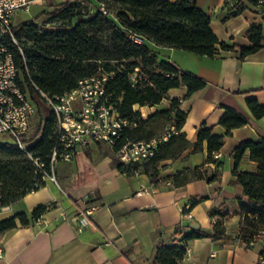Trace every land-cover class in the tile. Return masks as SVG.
Instances as JSON below:
<instances>
[{
	"label": "trees",
	"instance_id": "obj_1",
	"mask_svg": "<svg viewBox=\"0 0 264 264\" xmlns=\"http://www.w3.org/2000/svg\"><path fill=\"white\" fill-rule=\"evenodd\" d=\"M108 1L116 5V14L110 9L111 5L103 0H66L43 12L61 21L60 27L44 29L34 18L21 22L18 27L15 25L17 33L22 31L33 40L32 44L21 42L26 49L27 60L18 46L12 44L21 82L33 97L37 105L36 114L40 116L35 131L29 133L26 139L33 142L29 150L35 157L44 160L46 169L51 171L50 155L56 141L58 122L51 109L48 114L44 113L34 83L52 96L62 94L76 87L81 77L97 73L100 65H103L107 70L116 72L115 77L108 81L107 89L115 99H119L121 116L128 120L116 148H112L115 154L117 148L129 141L156 136L154 129L148 125L155 117L166 118L170 126L174 125L178 130L160 144L156 154L145 161L142 170L139 169L142 162L127 165L117 155L112 158L113 165L129 175L144 172L156 184L161 179L159 166L162 161L180 158L191 146L193 153L202 151L207 141V159L194 167L178 170L171 179L175 186L197 179L209 182L216 180L223 161L215 153L225 144L226 135L214 134L213 125L203 122L198 128L196 140L191 141L182 130L187 112L179 107L178 98L172 99L169 108L157 110L147 118L135 106L161 103L168 97L171 88L181 85L188 86L187 96H191L207 83L196 73L180 69L156 46L185 48L200 55L211 56L218 48H239L242 57H245L264 46V25L253 23L247 33L252 44L239 45L217 36L211 27L210 14L197 0ZM260 1L227 0L226 3H233L235 8L232 13L236 14L248 2L259 5V9L264 11V1ZM102 4H105L108 13L101 9ZM132 34L140 36L143 41H136ZM137 66L141 67L143 78L134 87L130 74ZM247 103L255 117L264 116V104L257 97L249 96ZM219 123L228 129L229 134L233 128L248 123V119L237 109L225 106ZM247 151L256 164L253 170L241 168ZM211 163H216L215 169L210 166ZM233 173L243 186V195L247 197L246 200L244 196L238 198L242 216L238 236L243 243L252 246L264 233V137L244 140L235 148ZM86 176H91L88 170ZM38 180L39 185L36 184ZM46 183L43 173L16 142L0 140V194L3 203L12 204ZM190 202L192 208L197 200ZM52 204H41L30 213L20 211L1 218L0 237L18 226L19 221L29 224L40 218ZM227 214V211L218 208L212 211L211 231L197 227L180 237L172 235L161 239L156 247L154 263L181 264L191 240L205 236L227 237L224 224Z\"/></svg>",
	"mask_w": 264,
	"mask_h": 264
},
{
	"label": "crops",
	"instance_id": "obj_2",
	"mask_svg": "<svg viewBox=\"0 0 264 264\" xmlns=\"http://www.w3.org/2000/svg\"><path fill=\"white\" fill-rule=\"evenodd\" d=\"M65 1L34 0L29 10L36 20L45 10ZM197 1L210 14L217 36L229 43L251 45L248 30L253 23L264 25V11L257 4L248 2L241 12L233 14L235 7L227 0ZM156 47L180 69L196 73L207 83L191 96H187V85L171 88L161 103L135 108L147 118L169 108L172 99L178 98L179 107L187 112L182 130L191 141L196 140L203 122L213 125L214 134L226 135L218 151L217 158L223 161L218 178L211 182L197 179L181 186L172 183L171 176L178 170L207 159V141L202 151L193 153L191 146L176 162H165L169 165L156 184L144 172L129 175L117 169L112 157L106 155L92 167L83 168L75 181L67 182L63 175L65 183L49 179L42 188L13 202L10 211L0 214L1 219L20 211L30 213L41 204L53 203L40 218L29 224L19 221L2 236L0 264H155L161 239L180 237L197 227L211 231L215 208L228 212L224 217L227 237L191 240L181 264H254L259 259L262 245L248 246L238 236L242 219L238 198L244 196V189L233 170L235 148L244 140L264 137V116L255 117L247 103L252 95L264 104V46L245 57L239 48H218L211 56L185 48ZM225 106L243 113L248 123L227 134L228 129L219 123ZM82 152L76 158L83 157ZM210 166L215 169L216 163ZM255 166L247 151L241 168L253 170ZM193 199L197 202L191 208V217L184 216L181 207ZM93 206L92 213H86ZM78 214L88 216L90 223L81 227L75 217Z\"/></svg>",
	"mask_w": 264,
	"mask_h": 264
},
{
	"label": "built area",
	"instance_id": "obj_3",
	"mask_svg": "<svg viewBox=\"0 0 264 264\" xmlns=\"http://www.w3.org/2000/svg\"><path fill=\"white\" fill-rule=\"evenodd\" d=\"M261 0L260 2H263ZM34 0H0V134L8 135L34 161L43 173V178L58 182L57 164L61 161H73L78 152L97 143H106L116 148L121 133L128 120L121 116L119 99H115L107 89V83L114 78L116 72L100 65L97 73L83 76L78 85L58 95H50L35 83L40 99L56 114L58 128L56 141L50 155L51 171L46 169V163L40 157H35L29 150L32 141L27 136L32 128L37 105L30 93L23 87L19 67L15 59L12 44L18 46L24 59L27 60L26 49L18 39L13 23V17L20 10H29ZM101 9L108 13L105 4ZM136 41L143 39L131 35ZM101 63V61H100ZM131 83L136 87L143 78L140 66L130 74ZM178 130L174 125L163 133L149 139L132 140L116 149L117 157L125 164L144 162L152 158L160 144L168 140ZM216 157L220 153H215ZM37 185L40 184L38 180ZM191 202L181 207L184 216L191 217ZM12 209L11 204H5L0 194V214ZM95 206L86 210L92 213ZM80 226L90 223L88 216H75ZM262 245V252L254 264H264V233L253 243ZM4 253L3 239L0 237V256Z\"/></svg>",
	"mask_w": 264,
	"mask_h": 264
},
{
	"label": "rangeland",
	"instance_id": "obj_4",
	"mask_svg": "<svg viewBox=\"0 0 264 264\" xmlns=\"http://www.w3.org/2000/svg\"><path fill=\"white\" fill-rule=\"evenodd\" d=\"M103 1L106 4H110L111 5L110 9L116 14V11H115L116 5H114L112 2H109L108 0H103ZM33 15H34V12L32 10H29V11L20 10L13 17L14 24L18 27L21 24L20 22L27 21L33 18ZM34 21L38 22L44 29L57 28V27H60L61 25V21L53 19L51 15L47 13H44L43 15L38 17L36 20L34 19ZM17 39L20 42H25L26 44L33 43V40L31 38H28L25 35V33L22 31H19L17 33ZM41 105L44 109L43 110L44 113L48 114V112L50 111V107L47 104H45L43 101H41ZM39 121H40V116L36 114L33 119V125L29 133L35 131L37 127V123ZM148 125L154 129V135L161 134L168 127H170L169 120H167L166 118H163L162 116L153 118L151 121H149ZM0 140L9 141L10 138H8V135L6 134H0ZM82 151H83L82 152L83 157L82 156L77 157L73 161H70V162L61 161L57 164L56 175H57V179L60 182L65 183L66 182V180H64L65 178L67 179V182H73L76 180L77 178L76 176L79 175V173L83 171V168L85 167L87 168L90 166L92 167L96 161L102 159L106 155H110L112 158L114 157V155H116L112 147H110L106 143L95 144L93 146L83 149ZM168 160L169 161L171 160L170 164H172L176 162L178 159H166L162 161L159 166L160 175L163 173V169L169 165V163H165ZM144 163L145 161L140 163L139 165L140 170L143 169ZM62 175L64 179H62L61 177Z\"/></svg>",
	"mask_w": 264,
	"mask_h": 264
}]
</instances>
